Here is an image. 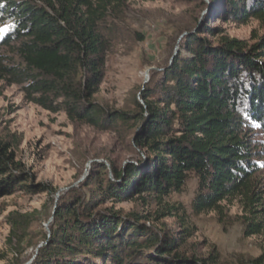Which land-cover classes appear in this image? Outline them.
<instances>
[{"label": "trees", "instance_id": "1", "mask_svg": "<svg viewBox=\"0 0 264 264\" xmlns=\"http://www.w3.org/2000/svg\"><path fill=\"white\" fill-rule=\"evenodd\" d=\"M225 1L227 18L264 19V0ZM123 3L0 0V29H6L0 31V83L19 85L27 101L52 112L64 110L72 119L107 129L137 128L135 144L149 156L145 167L91 165L86 183L61 195L51 234L31 264H220L214 254L188 255L182 235L147 225L148 217L122 215L104 205L133 196L161 203L183 190L190 173L198 178L193 202L198 214L238 196L252 206L261 202L252 192V179L262 156L249 132L251 125L264 132V36L250 45L202 27L199 32L220 36L218 41L201 33L186 36L160 73L155 92H143L133 112L108 113L94 97L104 78L100 25ZM31 179L13 139L0 138V198ZM260 211L264 208L255 213ZM27 217L12 215L13 236L29 226ZM263 227L253 218L245 234H258ZM240 264H264V253Z\"/></svg>", "mask_w": 264, "mask_h": 264}, {"label": "rangeland", "instance_id": "2", "mask_svg": "<svg viewBox=\"0 0 264 264\" xmlns=\"http://www.w3.org/2000/svg\"><path fill=\"white\" fill-rule=\"evenodd\" d=\"M225 2L124 0L112 9L100 25L106 47L105 65L95 102L108 113L133 112L136 101H143V92L156 91L160 73L191 33H201L213 42L223 34L250 45L257 43L264 36V19L250 18L239 23L227 18ZM205 26L220 31V36L199 32ZM0 85V138L13 139L17 159L32 178L0 198V264H27L47 243L61 195L81 188L91 165L107 161L109 167L111 162L118 170L130 164L145 167L149 156L135 144L137 128H100L72 119L64 110L52 112L27 101L19 85ZM249 133L262 156L257 159L260 169L252 179V192L261 199L257 206L238 196L222 201L219 209L196 213L193 202L198 178L193 173L181 192L164 197L161 203L133 196L104 206L122 215L137 212L148 217L144 220L147 225L177 237L182 235V250L188 255L214 254L220 264H240L259 257L264 253V227L254 235H246L245 228L253 218L264 224V213H255L264 208V132L251 125ZM90 187L85 188L87 196ZM167 205L174 208L170 210ZM21 214L28 215L30 224L13 236L11 217Z\"/></svg>", "mask_w": 264, "mask_h": 264}, {"label": "snow or ice", "instance_id": "3", "mask_svg": "<svg viewBox=\"0 0 264 264\" xmlns=\"http://www.w3.org/2000/svg\"><path fill=\"white\" fill-rule=\"evenodd\" d=\"M0 31H6V29H0Z\"/></svg>", "mask_w": 264, "mask_h": 264}, {"label": "water", "instance_id": "4", "mask_svg": "<svg viewBox=\"0 0 264 264\" xmlns=\"http://www.w3.org/2000/svg\"><path fill=\"white\" fill-rule=\"evenodd\" d=\"M31 263V262H30ZM30 263H27V264H30Z\"/></svg>", "mask_w": 264, "mask_h": 264}]
</instances>
